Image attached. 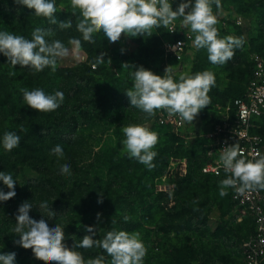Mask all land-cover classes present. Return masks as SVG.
I'll list each match as a JSON object with an SVG mask.
<instances>
[{
    "label": "trees",
    "instance_id": "obj_1",
    "mask_svg": "<svg viewBox=\"0 0 264 264\" xmlns=\"http://www.w3.org/2000/svg\"><path fill=\"white\" fill-rule=\"evenodd\" d=\"M212 6L217 7L215 3ZM73 16L82 18L78 9L73 10ZM55 18L57 20V13ZM64 18L67 17L64 16ZM49 27L57 34L55 39L51 36L46 37L49 42L60 40L67 44L70 39H79L83 41V47L88 54L95 56V59L102 49H106L105 41L99 33L93 34L94 42L89 43L83 40L82 34L76 27L60 29L58 24L49 26L48 22L47 28ZM152 31L154 33L151 32V37L139 41V43L143 42L140 53L124 61V64L132 66L127 67L129 70V76H126L127 81L133 78L132 73L136 68L148 67L149 58L154 54L152 46L155 43H158L163 53L161 37L165 34L164 29L159 27ZM193 36L195 38L194 34ZM128 37L132 38L130 35ZM95 59L92 62L95 63ZM94 63L87 64L84 68H56L55 72L50 67H46L40 72L42 80L37 82L28 80L23 83L15 81L0 83L2 86L0 90L6 92L0 98V172L11 174L13 179L16 177L17 169L20 168H29L36 173L33 180L20 189L15 188V197L6 202H0V254L15 252V264H43L34 257L31 249H24L15 243L19 240L18 234L13 231L16 224L15 216L18 207L26 201L32 203L33 207L29 212L32 219L37 221L45 219L49 227L56 224L64 227V243L71 249L74 243L78 244L84 235H90L86 232V227L97 229V235L93 239H103L109 231L133 233L145 220L149 219L151 210L147 208L143 211V207L151 205L153 179L165 173L170 157L186 158L189 164L187 180L173 181L176 185L171 194L176 202H180V205L176 203L173 207L176 210L174 217H185L182 226L187 230L191 221L197 216V212L190 209L189 194L193 195L196 203L201 202L199 197L204 193V203L207 204L210 199L207 180L204 179L203 182L201 178H197V173L206 178H228L231 175L226 172L219 176L203 174L202 167L211 160L198 164L193 158H199L197 152L204 149H182L179 137L169 127L162 125L158 127L161 131H163L162 128L165 129L164 135L160 137L161 143L151 149L157 153L152 162L154 167L151 169L135 158L121 156L117 147L105 152L97 150L95 144L103 136L113 135L120 140L121 130L117 125L124 124L120 108H129L130 101L125 94L129 90L126 81L119 82V88L115 85L117 79L113 80L112 77L95 80L94 76L99 75L103 69L95 71L96 66L95 69H91ZM252 71L253 63L251 62L246 81L230 99L229 108L233 116V102L244 97ZM200 72L202 71L198 62L194 61L191 74ZM10 73L11 71L9 75ZM37 88L42 89L46 94L61 91L65 99L55 111L36 112L26 105L21 90L31 91ZM208 96L210 97L209 105H216L223 98L219 90L212 87ZM113 124L116 126L111 129ZM258 124L259 128L253 133L260 135L264 119L258 120ZM21 128L24 130L21 131ZM6 132H14L20 137L18 147L10 152L4 149L2 143ZM56 145L62 146L64 152V157L59 160L51 154ZM65 163L70 165V175H62L60 172V166ZM99 171L101 174H98ZM197 186H200L199 192L196 191ZM229 189L231 191V188ZM0 190L8 191L2 181H0ZM260 190L264 191V189ZM98 199H102L103 202L97 203ZM41 202H47L48 209L56 213L55 216L49 217L47 210L40 209ZM234 205L236 211L231 212L244 241L252 232V219L247 216L237 223L238 208L235 202ZM141 208H143L142 211ZM143 212H145L144 215L136 217ZM97 213L101 214L99 220ZM125 216L130 219L125 221ZM76 250L82 254L85 262L101 255L105 257L106 264L111 262L102 248L93 246L89 249L77 248ZM242 264H244L243 261ZM261 264H264V259Z\"/></svg>",
    "mask_w": 264,
    "mask_h": 264
},
{
    "label": "clouds",
    "instance_id": "obj_2",
    "mask_svg": "<svg viewBox=\"0 0 264 264\" xmlns=\"http://www.w3.org/2000/svg\"><path fill=\"white\" fill-rule=\"evenodd\" d=\"M15 3L33 9L36 16L48 18L49 22L60 29H68L72 26L71 20L59 22L55 18V0H14ZM215 3L219 7L220 0H192L181 2L173 11L169 0H71L73 10L79 9L82 19L76 25L77 31L83 36V40L93 43V34L103 32L111 43L117 42L122 34L137 37L145 34L151 36L153 28L161 26L167 28L176 19L182 18L185 27L195 33L194 46L197 49L206 48L208 60L214 65H222L234 56V48L243 44V38L228 36L218 38L216 16L213 15L211 5ZM186 9L188 10L186 13ZM54 35L52 29L36 28L31 39L20 35H14L7 31H0V54H3L8 63L15 68L30 67L36 72L50 67L53 72L57 68V60L69 54V49L60 40L49 42L46 37ZM70 45L79 49L81 41L70 39ZM169 46L175 51L177 46ZM106 53L101 52L96 56L95 64L105 63ZM111 64V60H108ZM123 68L132 67L128 64ZM172 66L164 70V76L155 75L142 66L132 73L134 78L133 88L125 94L129 98L130 106L144 112L148 117L155 116L156 110L165 109L170 115H179L181 120L192 123L200 110L210 103L208 93L215 83V76L211 71L196 73L191 76H181L177 83L171 75ZM15 73H10L14 75ZM23 99L28 107L36 112L55 111L61 106L65 97L64 93L57 91L54 94H46L42 89H22ZM24 129L21 128V131ZM126 139L123 141L129 158H135L139 163L149 169L154 167L152 163L157 156L153 147L158 142V135L150 131L148 127L132 124L122 128ZM3 147L6 151H12L18 147L20 137L14 132H6L3 136ZM58 160L64 157L63 148L56 145L52 153ZM239 144H234L222 149L220 161L226 173L231 175L220 182L219 195H228L226 189L234 188L243 194L246 190L264 189V156L255 161H246ZM62 175H70V165L65 163L60 166ZM0 181L8 191L0 190V202H6L16 196V181L11 174L0 172ZM98 199L97 203H102ZM31 202L22 203L17 210L16 224L13 229L18 234L19 240L15 241L24 249H31L34 257L43 264H106L103 255L90 258L86 262L77 248L89 249L93 246L102 248L109 257L110 264H143L147 249L140 239L138 232L127 233L125 231H109L103 239H93L97 235L95 227H86L90 235H84L80 242L74 243L70 249L65 243L64 227L56 224L49 227L45 219L39 221L32 219L29 212L32 209ZM40 209L48 211V216L56 213L48 209L47 202H41ZM97 213V219L100 218ZM125 221L130 217L125 216ZM16 253L0 254V264H15Z\"/></svg>",
    "mask_w": 264,
    "mask_h": 264
},
{
    "label": "rangeland",
    "instance_id": "obj_3",
    "mask_svg": "<svg viewBox=\"0 0 264 264\" xmlns=\"http://www.w3.org/2000/svg\"><path fill=\"white\" fill-rule=\"evenodd\" d=\"M55 5L58 23L71 20L72 26L76 27L82 18L73 16L71 0H55ZM211 7L213 15L217 19L215 27L218 30V38L222 39L228 36L243 38L242 46L233 49L234 56L230 60L222 65H214L208 60L206 48L193 47L184 59L177 62L165 56L158 43H155L152 46L154 54L149 58L148 67L145 68L155 75L163 77L165 68L172 66L171 75L177 83L180 82L181 76L192 75L194 61L198 62L202 72L211 71L214 74L215 83L212 89L219 90L223 97L222 100L216 105H208L200 110L192 123L182 120L181 124L176 126L173 120V124L164 125L179 137L182 149H204V152L201 150L197 152L199 158H193L198 164L206 160L212 161L219 156L217 143L228 137L232 130L234 116L229 108L230 99L246 81L252 56L264 57V0H221L219 7L214 8L212 5ZM48 22V18L36 16L33 9L17 4L14 0H0V31H7L31 39V34L36 28L49 29L50 27L47 28ZM152 32L154 33V31ZM53 33L51 38L55 39L57 34ZM99 34L106 44V49H102L106 56L105 63L96 65V69L91 66V69H95V71L103 69L99 75L94 76L95 80L112 77L113 80L117 79L116 87H119V82L126 81L129 89L133 88L134 78H129L127 81L126 76H129V70L123 68L122 65L127 58L131 59L140 53L143 42L139 43V41L151 36L145 34L144 36L128 37L124 41L123 35H121L117 42L111 43L103 32ZM193 34L195 35V33ZM82 42L79 49L69 43L64 44L69 49V54L57 60V68H84L87 64L94 63L92 61L95 56L88 54ZM108 60H111V64L107 63ZM9 71L15 74L9 75ZM40 75V72H36L30 67L21 68L20 65H17L13 68L7 58L0 54V83L8 81L23 83L28 80L37 82L42 80ZM0 87L2 86L0 85ZM5 93L0 90V98ZM120 109L124 122L122 126L117 125L121 130L120 140L114 138L113 135L103 136L95 144L97 150L105 152L110 148L117 147L121 156L129 157L123 144L126 137L122 128L132 124L144 125L150 131L156 132L158 135L156 146H159L160 137L164 135L165 129L158 130V127H162L158 118L161 116L174 118L176 116L170 115L165 109L156 110L155 116L152 117H148L144 112L132 106ZM115 126L116 124H113L111 129H114ZM260 130V137L264 142V125ZM210 134L213 135L211 139L208 137ZM188 165L186 158L170 157L165 173L153 179L151 205L143 207V211L150 208L149 219L144 222L141 220L143 224L135 231L140 234V239L147 249L143 264H242L243 238L231 212L236 211L232 193L227 188L228 195L224 197L219 195L220 182L226 178H206L197 173V178H201L203 182L204 179L207 180L209 202L204 203L205 193L199 197L201 199L199 203L195 202L192 194H189L190 209L197 212V216L191 221L188 230L182 226L185 217H174L176 210L173 207L176 203L180 205V202H176L171 196L176 185L173 181L176 179L187 180ZM98 174L101 172L99 171ZM35 177L36 173L29 168L17 169L14 179L17 182L15 188L20 189ZM199 187L196 188L198 192ZM144 214L145 212L137 214L136 217L139 218ZM132 215L135 217L134 213Z\"/></svg>",
    "mask_w": 264,
    "mask_h": 264
},
{
    "label": "built area",
    "instance_id": "obj_4",
    "mask_svg": "<svg viewBox=\"0 0 264 264\" xmlns=\"http://www.w3.org/2000/svg\"><path fill=\"white\" fill-rule=\"evenodd\" d=\"M175 11L181 2L187 0H169ZM195 0H192L194 4ZM186 9V13H187ZM164 29V36L161 37L162 50L165 56L181 61L189 54L194 47V36L189 27L182 24V18L176 19ZM156 29V28H153ZM123 35V40L128 36ZM177 46L175 51L169 46ZM253 71L252 77L246 86L243 98L233 102L234 119L232 130L229 136L218 141L217 148L219 156L204 165L201 172L205 175L219 176L225 172L220 156L222 149L234 144H239L243 151L242 157L246 161H255L260 156H264V142L259 134L253 133L259 128L258 120L264 119V58L258 55L252 56ZM92 68H94L92 66ZM180 125L181 118L176 115L174 118L161 116L158 118L160 125L167 124ZM211 139L212 134L208 135ZM233 201L237 204L238 215L236 222L240 223L244 217L252 219V232L246 237L242 245V261L244 264H261L264 259V191L258 188L246 190L243 194L231 188Z\"/></svg>",
    "mask_w": 264,
    "mask_h": 264
}]
</instances>
